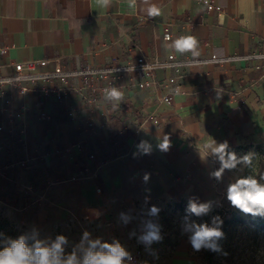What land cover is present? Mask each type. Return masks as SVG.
Listing matches in <instances>:
<instances>
[{"label":"crops","instance_id":"crops-1","mask_svg":"<svg viewBox=\"0 0 264 264\" xmlns=\"http://www.w3.org/2000/svg\"><path fill=\"white\" fill-rule=\"evenodd\" d=\"M203 1L111 0L102 6L99 0H0V75L14 73V64L28 59H48L40 69L50 70L58 63L82 68L126 63L142 55L207 58L186 67L180 92L169 103L157 99L166 89L129 87L121 91L118 105L105 96L89 104L70 91L61 100L47 98L40 104L37 94L22 96L18 86L6 84L10 106L27 107L21 151L29 162L15 170L7 167L8 159L0 162L8 175H0L1 197L17 203L20 197L8 190L13 182L20 190V185L31 186L25 191L37 195L26 206L43 201L50 186L37 190L32 183L42 175V182L48 178L51 184L92 178L76 181L73 188L78 197L92 200L97 186L100 200L82 206L99 214L115 190L128 202L130 216L138 205L156 207L158 212H151L155 222L164 201L215 202L221 177L214 174L221 163L205 145L226 141L230 150L264 141V0H227L222 10H209ZM154 6L159 15L151 16ZM166 23H172L171 39L163 36ZM181 37L196 39L195 55L171 46ZM213 52L224 56L210 59ZM171 73L158 70L160 78ZM131 76L126 74L124 81ZM242 96L245 101L239 104ZM41 111L52 119L39 120ZM150 113L158 115L159 123L148 120L137 135L135 129ZM162 135L171 142L166 152L157 147ZM141 141L148 142L150 154L137 148Z\"/></svg>","mask_w":264,"mask_h":264},{"label":"rangeland","instance_id":"rangeland-1","mask_svg":"<svg viewBox=\"0 0 264 264\" xmlns=\"http://www.w3.org/2000/svg\"><path fill=\"white\" fill-rule=\"evenodd\" d=\"M228 151L235 152L238 157L249 154L252 163L248 167L241 164L236 170L223 171L219 198L208 203V212L199 217L188 210L190 201L184 199L161 203V219L156 222L151 218V205L150 208L146 206L140 209L139 205L136 206L135 215L130 216L128 202L124 201L118 190L112 193L114 198L111 203L104 205L103 213L99 214L95 209L82 206L83 203L92 204V201L97 203L100 200L96 194L97 186H94L92 200L85 195L78 197L80 194H75L73 188L76 181L92 182V178L51 184L48 178L42 182V175H37L32 182L37 190L50 186L43 201L26 206L32 200L30 198H37V195L20 190L13 182L9 183L8 190L20 197L17 203L6 201L0 192V232L3 233L0 240L24 235L29 244L39 241L50 245L57 236L63 235L67 241L64 245L67 254L78 247H87V241L82 245V240L84 233H88L89 241H118L130 254L125 264H264V227L258 224L264 221V216L244 214L227 199V188L235 179L248 175L259 178L264 173V141ZM98 185L101 187L100 183ZM214 217L222 220L220 227L225 225L227 230L219 244L222 251H211V257H208L209 250L195 251L191 247L190 237L195 230L191 225L193 222H207L213 226ZM232 217L235 221L227 222ZM149 224L158 226L161 241L146 244L141 240L149 230Z\"/></svg>","mask_w":264,"mask_h":264},{"label":"built area","instance_id":"built-area-1","mask_svg":"<svg viewBox=\"0 0 264 264\" xmlns=\"http://www.w3.org/2000/svg\"><path fill=\"white\" fill-rule=\"evenodd\" d=\"M209 10H222L227 7V0H218L211 2L203 1ZM163 36L165 39L172 38V23L164 25ZM224 55L213 52L210 59H219ZM207 58L178 57L170 53L167 57H154L147 59L139 56L135 61L126 63L108 64V65H87L82 68H69L64 64L58 63L53 69L42 70L41 66L46 65L48 59H28L18 61L14 64L15 71L10 75H0V103L4 117L0 121V162L8 159L7 167L15 170L18 167L28 165L29 159L21 151L25 145L24 139V120L26 114V105L23 104L20 109L10 106L11 98L4 89L6 84H14L19 87L22 96L33 93L39 96L40 104L44 99L54 98L61 100L65 92L81 95L89 104H93L104 96V90L110 87H116L123 91L129 87L139 89H151L160 91L157 97L160 103L171 101L172 95L180 92L186 67L206 61ZM171 69L172 73L160 78L158 70ZM126 74H131L129 81H124ZM79 79H83L79 82ZM24 82H31L33 86H27ZM245 101V97L239 99V104ZM74 111L71 112L73 114ZM38 119L45 121L51 120L52 116L47 112H39ZM148 120L159 123L158 115L150 113L139 126L135 129L137 135L141 133ZM95 122L90 121L89 126L94 127ZM44 161L47 167L51 166L49 154H45ZM94 157V154H91ZM1 176L8 177L7 173L0 170ZM84 177V175H83ZM23 190H31L32 187L23 184ZM100 192L101 189L99 188Z\"/></svg>","mask_w":264,"mask_h":264},{"label":"clouds","instance_id":"clouds-1","mask_svg":"<svg viewBox=\"0 0 264 264\" xmlns=\"http://www.w3.org/2000/svg\"><path fill=\"white\" fill-rule=\"evenodd\" d=\"M111 0H99L102 6H108ZM149 15H159V10L155 6L150 10ZM177 52L184 54L192 52L196 54L197 41L194 37H181L175 40L171 45ZM105 99L118 105L123 99V93L116 87H110L104 90ZM170 139L162 135L158 139L157 147L161 151H167L170 148ZM138 149L150 154L147 141H141ZM207 150L219 157L221 168L215 172L216 178H220L224 170L233 171L238 165L245 167L251 165L252 160L249 154L237 156L235 152L228 151L229 145L225 141L217 144L215 140L205 145ZM136 153H134V156ZM149 174L145 173L144 180L147 182ZM264 173L256 176H240L232 182L227 188V199L231 205L244 214L252 216H264ZM188 210L199 217L209 210L207 203L189 202ZM153 214L158 212L156 207L151 209ZM213 226L207 222H193L191 227L194 232L190 237V244L193 250H209L213 252L222 251L217 241L223 238L224 233L220 225L223 223L218 217L213 218ZM148 231L141 237L146 244L159 242L162 237L159 228L156 225L149 224ZM3 233L0 232V236ZM87 241V247H78L70 253H65L64 245L66 238L63 235L57 236L56 240L50 245L35 241L28 243V238L24 235L18 238L0 240V264H125L130 254L118 242H102L101 240H88V233H84L83 242ZM227 255V253H222Z\"/></svg>","mask_w":264,"mask_h":264},{"label":"trees","instance_id":"trees-1","mask_svg":"<svg viewBox=\"0 0 264 264\" xmlns=\"http://www.w3.org/2000/svg\"><path fill=\"white\" fill-rule=\"evenodd\" d=\"M235 220H234V217H232V219H228L227 220V222H234ZM241 221H243V219H241ZM252 222H256L257 223V221H252ZM260 226H262V227H264V221H262L261 223H258ZM221 230L223 231V233L225 234L226 233V230H227V227L224 225V227H221ZM220 242H221V239H219L218 241H217V243L218 244H220ZM208 252V257H211V251H207Z\"/></svg>","mask_w":264,"mask_h":264}]
</instances>
